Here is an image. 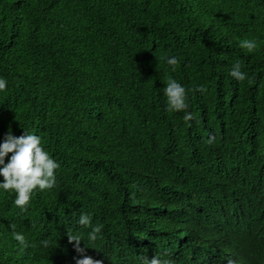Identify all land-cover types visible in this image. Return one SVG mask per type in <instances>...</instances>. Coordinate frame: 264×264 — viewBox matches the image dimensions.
Here are the masks:
<instances>
[{
  "label": "trees",
  "instance_id": "16d2710c",
  "mask_svg": "<svg viewBox=\"0 0 264 264\" xmlns=\"http://www.w3.org/2000/svg\"><path fill=\"white\" fill-rule=\"evenodd\" d=\"M0 75V140L25 129L61 163L26 212L0 194V264H75L66 228L103 264H264V0H0Z\"/></svg>",
  "mask_w": 264,
  "mask_h": 264
},
{
  "label": "clouds",
  "instance_id": "9594fccd",
  "mask_svg": "<svg viewBox=\"0 0 264 264\" xmlns=\"http://www.w3.org/2000/svg\"><path fill=\"white\" fill-rule=\"evenodd\" d=\"M241 48L248 49L252 52L257 48V41L253 39H245L240 42ZM167 65L171 66L172 72L176 71L179 65V60L176 56L165 58ZM242 64L236 62L233 64L230 76L237 81L246 80L247 73L242 71ZM8 88V80L0 75V92ZM204 91L203 88L199 89ZM163 95L166 97V109L169 112H185L183 117L186 121H191L194 114L187 111L189 104L187 103V91L185 87L174 78H170L164 88ZM212 134L208 137V142L214 140ZM9 154H11L9 156ZM61 168V163L54 158L46 149L42 141V137L23 129L20 136H16L12 131L4 134L0 140V194L9 192L15 193L13 204L19 208L20 212H26L30 206L34 192H43L50 190L57 185L56 172ZM78 224L87 226V240L95 242L102 233V225L92 223V218L89 214L81 213L79 215ZM12 238L24 247L28 246L25 234L16 230V225L10 223ZM66 235L69 243H74L75 250L81 254L83 258H75V264H103V261L93 259L85 255L86 245L85 238L82 234L74 231L71 228H66ZM81 241L85 247H81ZM44 248L50 246L48 240L41 242ZM142 264H169V261L161 256L154 255L151 259L147 255L142 257ZM225 264H244L240 259L225 260Z\"/></svg>",
  "mask_w": 264,
  "mask_h": 264
}]
</instances>
